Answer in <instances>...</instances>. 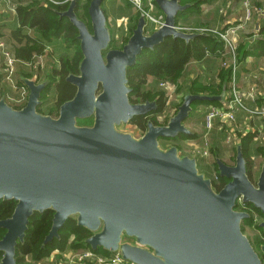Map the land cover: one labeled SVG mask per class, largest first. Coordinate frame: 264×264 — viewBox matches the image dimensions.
Returning <instances> with one entry per match:
<instances>
[{
	"label": "water",
	"instance_id": "1",
	"mask_svg": "<svg viewBox=\"0 0 264 264\" xmlns=\"http://www.w3.org/2000/svg\"><path fill=\"white\" fill-rule=\"evenodd\" d=\"M104 1L90 2L92 31L76 14L77 0L58 12L78 30L83 59L79 74L66 78L76 94L57 116L38 111L49 82L39 83L38 75L20 77L29 91L22 108L0 98V200L16 202L11 217L0 219L5 230L0 264H17L16 250L30 218L47 210L54 216L43 246L58 239L66 221L75 217L92 233L86 240L92 250L118 253L130 264H263L242 231L250 214L236 209L242 200L264 217V164L253 183L242 137H235L234 165L216 156L219 175L230 179L220 191L195 157L160 144L161 139L194 134L185 123L193 103L225 105L226 84L221 95L186 91L167 123L149 119L141 137L118 128L157 109L156 101L131 102L128 69L143 50H153L167 37L188 43L199 35L178 28V14L191 5L154 0L164 23L148 32L141 14L127 43L113 49ZM84 119L93 122L78 123ZM259 226L264 233V218ZM260 252L264 255V244Z\"/></svg>",
	"mask_w": 264,
	"mask_h": 264
},
{
	"label": "trees",
	"instance_id": "2",
	"mask_svg": "<svg viewBox=\"0 0 264 264\" xmlns=\"http://www.w3.org/2000/svg\"><path fill=\"white\" fill-rule=\"evenodd\" d=\"M60 4H54L50 0H18V5L15 10V19L13 20V25L8 32V35L4 36L3 28L0 25V37H4L7 42L8 47L14 52L15 56L19 61H32L35 62L38 56H42L48 50L49 43L53 39L62 41L66 50L74 48L72 59L66 56H61L60 66L51 67L47 64L45 69L38 68L37 70H30L25 68L20 73L25 76L38 75L39 80L48 79L49 82L41 94L42 104L38 107V111L45 114L58 115L60 106L71 100L76 94V87L71 85L66 81L69 74H79V65L83 59V54L80 48V41L78 40V30L71 24L69 19L65 17H60L58 12L64 11L68 8L70 0H56ZM208 1V0H207ZM206 0H180L181 4H190L191 6L185 11L181 12L177 16V24L179 26L185 27H195L201 28L205 26V21L201 16V5L206 4ZM211 1V0H210ZM91 0L86 4L77 0L76 14L79 19L84 21L89 29H91V20L88 13V8ZM155 3V2H154ZM116 1L109 0L104 1L103 9L105 10L107 19L109 20L112 15H116V12L126 11L130 9L129 19L131 21H136L135 26L128 29L133 32L136 27L138 18L140 17V11H136L134 16L132 10V4L125 0V4L122 3L121 6L116 8L110 5H115ZM260 6V2H257ZM261 7V6H260ZM88 21V23H87ZM225 30V29H222ZM199 33L190 42H185L179 38L167 37L164 42L156 46L153 50H143V52L138 56L137 63L133 67L128 69L127 78L128 85L132 89L130 93V100L133 103H143L145 101H156L157 109L147 116H138L130 121V124L134 125L136 128L142 132H146L147 121L149 119L153 120L156 124V118L160 114L166 115L167 107V92L163 88L159 87L160 82H168L177 84V80L187 73V66L191 61H204L207 60L210 54L217 56H223L224 53V43L216 35L211 32ZM112 40L110 48H116L114 31L112 28ZM131 36V35H130ZM2 37V38H3ZM130 38V37H129ZM128 38V39H129ZM128 41V40H127ZM238 60L245 59L249 55L263 56L264 55V37H259L251 46L246 44H238L237 48ZM3 75L0 74V96L3 91L1 90V81ZM152 79L153 83L150 85L149 80ZM184 79V80H185ZM231 79V70H222L220 74L219 85H204V83L196 78L193 82H185L183 86V93L190 89L189 91L193 94H220L222 93L223 85H228ZM23 84V83H20ZM180 88H178L179 90ZM182 93V92H181ZM45 95L48 98L52 97V101L46 100L48 102L55 103L54 110H44L42 105L46 102ZM183 102V99H182ZM182 103H180L181 105ZM179 105V106H180ZM15 106V105H14ZM24 105L15 106L17 109L22 108ZM209 108V106L223 107L219 102H194L192 105L193 111L189 116L188 120L194 119L196 116L198 118L197 122H203L206 112L199 114L197 112V107ZM196 110V111H195ZM152 117V118H151ZM168 116L166 119L168 121ZM166 121V122H167ZM93 122L92 119L78 120L81 125H89ZM227 130L222 129L220 132L216 133V140L218 145L227 136ZM196 133L192 135H179L177 138L172 139L175 142L178 140L193 139L196 138ZM241 137V136H240ZM171 140V139H167ZM179 148V147H178ZM217 148V147H214ZM217 150V149H216ZM233 150L235 151L234 147ZM242 151L247 162V173L249 178L253 179V161L257 155H264V141L262 140L261 134L255 130L253 132H247L242 136ZM183 153V151H182ZM211 154L214 157L212 161L213 169L210 168H200V171L205 172L208 177L213 181L214 188L216 191H220L230 179L223 178L219 175L218 167L215 162L216 156L223 159L221 150ZM236 154V153H235ZM212 170L216 171L219 179L215 180L212 176ZM248 208H239L238 203L236 209L240 211H246L250 214V218L242 222V225L247 221H253V210L260 212L259 209L255 208L252 204H244ZM16 206L15 201H4L0 200V219H6L11 217ZM262 214V213H261ZM54 212L52 210H47L43 213H35L29 222V228L26 233V237L23 243H19L16 250V260L17 264H38L40 261L45 260L55 251H64L68 247L75 250L81 249H91L86 243L87 238H89L92 233L84 227L77 224L75 218H69L64 226L59 232V238L54 239L47 245L43 246V241L47 234L49 233ZM243 231V226H242ZM5 234L4 229H0V239ZM100 255H111V252L105 251L101 248L94 251ZM262 262L264 263V255L259 254ZM3 254L0 252V260ZM31 259V261H29ZM130 264V263H129Z\"/></svg>",
	"mask_w": 264,
	"mask_h": 264
},
{
	"label": "crops",
	"instance_id": "3",
	"mask_svg": "<svg viewBox=\"0 0 264 264\" xmlns=\"http://www.w3.org/2000/svg\"><path fill=\"white\" fill-rule=\"evenodd\" d=\"M211 0V4H204L201 5L200 9H201V18L206 22V25L212 26L213 28L216 29H226L228 27H230L231 25L234 24H238L244 17V9H243V0ZM18 0H14L13 3H16V8L18 5ZM260 2V8L262 9V13L263 14H256L253 16V18L244 25V27L240 30V32L238 33V38H237V42L238 44H246L247 46H251V44L253 42H255L259 37H264V0L263 1H257ZM256 2V3H257ZM0 3H6V0H0ZM212 3H214V5H212ZM216 4V5H215ZM0 13H4V11H0ZM16 17V15H15ZM0 18H3V16H1L0 14ZM4 35V34H3ZM7 34H5L4 36H6ZM4 39V37H3ZM5 40V39H4ZM48 52V50L46 51ZM238 54V53H237ZM45 55V54H44ZM239 58L240 57V54ZM237 55V56H238ZM224 60L223 56H217L214 54H210L207 60L204 61H191L189 63V65L187 66V82L191 83L193 82L196 78H199L204 85H210L209 87H211V85L215 84V85H219L220 81V74L222 72V70H227L226 68H224L222 66V62ZM25 66L19 65L18 66V72L16 74V79L18 80V84L22 85L20 83H23L21 81L20 77H24V78H33V76H25L24 74L20 73L22 70H24ZM195 68H197V71H195ZM29 69V68H28ZM0 70H1V58H0ZM30 70V69H29ZM231 70V69H229ZM32 70H30L31 72ZM1 74V71H0ZM258 75V79H254L252 78L253 75ZM39 80V79H38ZM45 81L40 79L39 83ZM153 83L152 79L149 80V84L151 85ZM24 84V83H23ZM255 84L257 86V99L251 101L250 99L245 98V106L247 107V109H251L254 113H250L246 110H237L235 109V115H236V120L235 122L232 124L235 126V130H232L231 128H228V124L225 123L223 120L221 119H216L215 121V125L214 128L209 132V136L211 139V148L210 150H212L213 153L221 150V153L223 155V159H229L228 156L230 157V151H233V147L235 149V153H236V146H235V137H242L243 135H245L247 132H253L255 130H257L261 135H264V55L263 56H256V55H249L247 56L245 59L240 60V67H239V72H238V89L241 91L240 93L244 96L247 94V92L249 91L251 85ZM1 90L3 91L2 95L0 96V98L2 96L6 97V100L9 104L13 105V103L9 100L10 97L9 96H13V94L15 96H17L9 87L8 85L5 83V81L2 78L1 81ZM190 89H187L186 91H189ZM185 91V92H186ZM223 91V89H222ZM185 92L182 94L178 93V97L182 96L184 97ZM220 94H202V95H221ZM226 104L223 105L221 103H219L221 106L226 107L227 103L229 101H231L233 99V95L232 92L230 90L229 87V83L227 85V94H226ZM177 97V98H178ZM14 106V105H13ZM15 107V106H14ZM212 106H209V108ZM215 107V106H213ZM209 108H205V107H197V112L199 114H201L202 112H207V110ZM189 119V118H188ZM198 118L197 116L194 119H191V123L194 124H198L201 125L204 130L202 135L200 136L199 140L197 142H201L202 141V136L205 134L206 129H205V118L203 120V122L198 123L197 122ZM222 129H225V133H226V129H231L232 133V139L231 142H226L227 140V136L229 134L228 130H227V136L225 137V139L223 141H221L223 144H226V147H223L221 144L218 145V141L216 140V133L220 132ZM194 133V132H193ZM189 142H191L190 140H187ZM194 142V141H193ZM191 142V143H193ZM225 142V143H224ZM221 146L223 148H221ZM217 147V148H214ZM217 149V150H216ZM180 150V149H179ZM180 152L182 153V151L180 150ZM195 152L190 150L189 153H187L186 155H189L191 157H195L198 161V165L200 167V162L199 159H201V161L204 162H210V169H213V165H212V161L214 160L213 155H210V158L208 160L203 159L199 156H196L194 154ZM216 162V159H215ZM207 168V166H206Z\"/></svg>",
	"mask_w": 264,
	"mask_h": 264
},
{
	"label": "built area",
	"instance_id": "4",
	"mask_svg": "<svg viewBox=\"0 0 264 264\" xmlns=\"http://www.w3.org/2000/svg\"><path fill=\"white\" fill-rule=\"evenodd\" d=\"M10 0H6L7 4H11L10 9L15 12L16 10V3H13ZM54 4H60L56 0H50ZM129 1L138 11L143 14L147 20V30L151 32L153 30L158 29L165 20L164 14L156 15L154 13V9L156 8V4L154 0H127ZM257 1L263 0H243V9H244V17L238 23L231 25L230 27L226 28L225 30L211 28L208 30L205 29H187V28H180L181 30H186L187 32H200L206 33L211 32L216 34L224 43V53L223 57L224 60L222 62V66L226 69H231V79L229 82V87L233 95V99L229 101L226 107H210L205 115V129L206 132L202 136V146L194 151L196 156H199L203 159L208 160L211 155V139L209 136V132L214 128L216 119H221L225 123L228 124V128L235 130V126L232 125L236 120L235 109L237 110H246L250 113H254L251 109H247L245 106L244 99H250L251 101L257 99V86L255 84L251 85L249 91L246 95H242L240 90L238 89V72L240 67V62L238 60L237 48H238V33L244 27L246 23H248L254 15L256 14H263L262 9L258 4ZM0 58H1V75H3V80L10 87L11 90L17 95L9 96L10 101L15 106H22L25 105L27 102L28 97V88L22 84H18V80L16 79V74L18 72V66L22 65L30 70H37L39 67L43 68L44 63L42 60L44 59V55L38 56L35 62L32 61H19L18 58L15 56L14 52L8 47L7 42L0 38ZM253 80L258 79V75L252 76ZM172 84L168 82H160V87L166 90L168 99H172V94L174 92ZM161 116V118H163ZM229 129L228 136L226 142H231L232 130ZM206 166L209 168L210 162L206 161ZM212 176L215 180L219 179V176L216 171L212 170ZM38 264H129L126 262L118 253H112L111 255L105 256L100 255L94 252L92 249H81L75 250L71 247H68L64 251H55L43 261H40Z\"/></svg>",
	"mask_w": 264,
	"mask_h": 264
},
{
	"label": "rangeland",
	"instance_id": "5",
	"mask_svg": "<svg viewBox=\"0 0 264 264\" xmlns=\"http://www.w3.org/2000/svg\"><path fill=\"white\" fill-rule=\"evenodd\" d=\"M10 1L12 2V0H10ZM89 1L90 0H81V2L86 3V4ZM109 1L112 2L113 0H109ZM115 1H116V4L110 5V6H113L116 8L117 6H121L122 3H124V5H126L125 0H115ZM219 1H221V0H219ZM206 4H211V1L208 0L206 2ZM212 5H214V3H212ZM10 6H11V4H9V3L8 4H6V3L1 4L0 3V11H4V13H0L1 16H3V18H0V25L4 29L3 30L4 35L5 34L8 35V32L11 29V26L13 25V20L15 19V12L10 9ZM132 10H133V13L135 16L136 11H138V10L133 5H132ZM130 12H131L130 9H126V11H124V12L118 10L116 12V15H112L111 18L108 20V27L110 29V33L112 34V28H113L114 37L116 39L115 45H114L116 48H113V49H122L123 46L127 43V40L131 35V31L128 29V27H130V26H131V28L134 27L136 21H134V20L131 21V19H129ZM154 13L156 15L161 14V12L157 6L154 9ZM87 23H88V21H87ZM178 26H179V24H178ZM179 27L180 28H187L190 30L195 29V27H188V26H185V27L179 26ZM211 28H213V27L206 25V26H203V27L198 28V29L208 30ZM183 31L187 32L186 30H183ZM2 37H0V38H2ZM111 38H112V36H111ZM73 52H74V48L70 49V50H66L62 41H59L57 39H53L51 41V43H49L48 52L45 53L44 59L42 60V63H44V67L42 69H45V67H47V64H46L47 62H48V64H50L51 67H54V68L59 67L61 56H66V57L72 59ZM195 71H197V68H195ZM184 79H185V73H184V75H182V77H180L177 80L178 81L177 84L170 83V84H172L170 86H173V89H174V92L172 94V99H168V101H167V107H166V111H165L166 115H164L163 118H161V116H157L156 125L166 124L167 123L166 118L168 116L174 115L177 112V109H178L180 103H182V99H183V95L178 97V95H179L178 93L181 94V92H182V94H183V90H184L183 86H184V83L187 82V77L185 80ZM178 88H180V89L178 90ZM44 98H45V101L50 100V99L52 101V97L48 98V95H45ZM42 108L44 110H46V109L47 110L48 109L54 110L55 109V103L46 101L42 105ZM185 123L194 133H196V135H197L196 138H193V139L182 138V139L178 140L177 142H175L172 139L171 140L161 139L160 144L163 148L169 147L171 145H175V146L179 147V149L181 151H183V153H181V154H187L190 152V150L197 151V149H199L202 146V141L201 142H197V141L199 140L200 136L202 135L204 128L201 125L191 123V121L188 119L185 121ZM118 128L120 131L131 133L137 138L141 137L144 133L130 123L122 124ZM261 137H262V140L264 141V135H261ZM187 140H190V141L192 140L191 142H193V141L194 142L191 143ZM221 145L223 147L227 146L226 144H223L222 142H221ZM222 146H221V148H223ZM229 151H230V155H231L230 157L228 156L229 159H226V160L222 159V160L224 162H226L227 164L234 165L235 156H236L235 151L234 150L233 151L229 150ZM199 162H200V168H206L205 162L203 163L201 161V159H199ZM263 164H264V155H257L253 161V179H252V182L255 184L257 183V180H258V177H259V174L261 172V168H262ZM241 201L242 200H240V202L238 203L239 208H241V209L242 208H248V206L244 205ZM252 211H253V216H254L253 221H247L245 224L242 225L243 226V232L249 238L254 249L259 254H261L260 245L264 244V233H263V230L260 228L259 225L263 221L264 217L261 213L256 212L253 209H252ZM128 240H130V239H128ZM29 261H31V259H29Z\"/></svg>",
	"mask_w": 264,
	"mask_h": 264
},
{
	"label": "flooded vegetation",
	"instance_id": "6",
	"mask_svg": "<svg viewBox=\"0 0 264 264\" xmlns=\"http://www.w3.org/2000/svg\"><path fill=\"white\" fill-rule=\"evenodd\" d=\"M35 75H37V74H35ZM163 115H165V114H160L159 116H163ZM54 116H56V114H54ZM169 119V118H168Z\"/></svg>",
	"mask_w": 264,
	"mask_h": 264
}]
</instances>
